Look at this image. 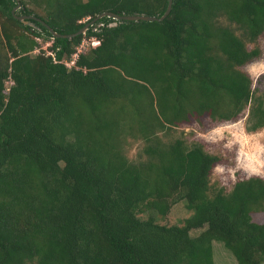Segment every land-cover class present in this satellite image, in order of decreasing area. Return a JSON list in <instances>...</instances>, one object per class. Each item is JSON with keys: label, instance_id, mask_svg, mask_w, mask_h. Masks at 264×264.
<instances>
[{"label": "trees", "instance_id": "trees-1", "mask_svg": "<svg viewBox=\"0 0 264 264\" xmlns=\"http://www.w3.org/2000/svg\"><path fill=\"white\" fill-rule=\"evenodd\" d=\"M166 1L35 0L40 15L20 0L14 13L71 34L103 11L159 16ZM14 5L0 0L23 32L11 43L5 30L0 46V264H212V240L237 264L264 260V225L249 214L264 211V179L211 188L217 156L159 136L189 113L228 121L244 108L253 91L237 67L259 54L246 43L264 30V0H172L161 21L102 16L70 38L23 24ZM39 36L49 53L30 55ZM83 37L98 43L66 66ZM119 68L150 87L123 88ZM248 115L264 123V100ZM137 137L146 158L129 160L124 142ZM176 201L192 225L156 221Z\"/></svg>", "mask_w": 264, "mask_h": 264}, {"label": "rangeland", "instance_id": "rangeland-1", "mask_svg": "<svg viewBox=\"0 0 264 264\" xmlns=\"http://www.w3.org/2000/svg\"><path fill=\"white\" fill-rule=\"evenodd\" d=\"M18 1L19 7L14 11L16 13L22 6L20 0ZM21 3H24L33 12L40 15L43 14L41 8L36 5L35 0H21ZM220 21L225 25H230L226 19L221 18ZM10 24L9 21L0 18V46L4 45L3 32L5 30L8 31L11 43L14 42V35L22 32L18 27ZM114 24L112 22L109 25ZM1 25H5L6 27L3 28ZM23 37L31 38L28 34H24ZM32 39L36 44L29 51L30 55L39 51H44L45 54L49 53V40L42 36ZM82 39L87 40V37H83ZM87 44L84 42L81 49L88 48L89 44ZM246 47L247 49L257 47L259 50L257 57L237 67L238 70L250 78V87L253 93L234 120L219 121L211 119L206 112L200 114L193 112L187 114V117L182 122L169 126L163 134L159 133L163 141L179 138L188 145L197 142L201 144L206 152L216 155L217 162H215L210 171L208 183L211 188L221 187L225 192L230 190L233 183L237 180L249 176H259L264 179V123L256 122L254 117L248 115L253 100H256V98L264 100V30L257 36L254 42L246 43ZM0 53H5L2 47L0 48ZM2 56L4 57L5 54ZM63 61L68 62V59H64ZM119 72L116 79L118 82H123V88L130 87L135 81L145 84L148 88L150 87L145 82V79L140 76L126 73L120 68ZM11 83V81L5 80L4 86L6 87ZM253 97L256 98L253 99ZM248 126L252 127V130H248ZM142 147L143 141L138 137L135 139L126 138L122 152L129 160H135L136 158L143 160L146 158V155L143 154ZM154 214L153 210H147L140 213L139 216L145 218L149 215L154 216ZM249 214L254 222L264 225V211H251ZM191 215L192 211L187 209L182 201H176L171 204L166 215L163 218H156V221L181 224L185 220L189 225H192L193 220ZM199 230V228L191 226L189 233L193 236ZM211 259L212 264H237L233 255L217 240L211 241ZM259 264H264V260H261Z\"/></svg>", "mask_w": 264, "mask_h": 264}, {"label": "water", "instance_id": "water-1", "mask_svg": "<svg viewBox=\"0 0 264 264\" xmlns=\"http://www.w3.org/2000/svg\"><path fill=\"white\" fill-rule=\"evenodd\" d=\"M15 1V5L11 8V14L13 15L14 18L20 20L23 24H29L32 26V23H30L28 20L29 19H33L36 20L38 22H40L41 24H43L47 30L51 33L52 36L54 37H65V38H70L72 36H75L77 34L83 33L87 27L89 25H91L94 21H96L98 18L102 17V16H106V17H110L112 19H121V20H131V21H137V20H141V21H161L169 12L170 7H171V3L172 0H167L166 1V7L163 11V13L159 16H155V15H146V14H131V15H122V14H117V13H113L110 11H103L98 13L95 17H93L91 20L87 21L86 23H84L76 32L71 33V34H58L56 32H54L47 24H45L42 20H40L38 17L31 15V14H20L17 15L14 13L15 9L19 7V1L18 0H14Z\"/></svg>", "mask_w": 264, "mask_h": 264}, {"label": "built area", "instance_id": "built-area-1", "mask_svg": "<svg viewBox=\"0 0 264 264\" xmlns=\"http://www.w3.org/2000/svg\"><path fill=\"white\" fill-rule=\"evenodd\" d=\"M84 42H85V44L89 43V45H91V46H95V45L98 43V41H97L94 37L89 38V40H88V39H87V40L82 39V40L80 41L79 45L77 46L76 51L71 55L70 60H68V62H64V61H63V63H64L65 65H68V66H69V65H71V64L73 63L74 58L76 57L77 53H78V52L81 50V48L83 47Z\"/></svg>", "mask_w": 264, "mask_h": 264}]
</instances>
